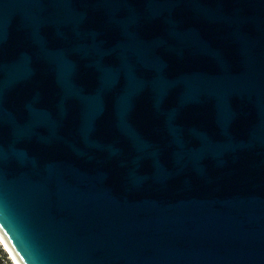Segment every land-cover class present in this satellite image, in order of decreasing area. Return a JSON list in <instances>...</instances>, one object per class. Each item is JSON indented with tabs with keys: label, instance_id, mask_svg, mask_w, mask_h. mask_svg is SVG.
<instances>
[{
	"label": "water",
	"instance_id": "95a60500",
	"mask_svg": "<svg viewBox=\"0 0 264 264\" xmlns=\"http://www.w3.org/2000/svg\"><path fill=\"white\" fill-rule=\"evenodd\" d=\"M0 240L264 264V0H0Z\"/></svg>",
	"mask_w": 264,
	"mask_h": 264
},
{
	"label": "trees",
	"instance_id": "16d2710c",
	"mask_svg": "<svg viewBox=\"0 0 264 264\" xmlns=\"http://www.w3.org/2000/svg\"><path fill=\"white\" fill-rule=\"evenodd\" d=\"M0 264H9L8 258L6 257V253L0 245Z\"/></svg>",
	"mask_w": 264,
	"mask_h": 264
},
{
	"label": "bare ground",
	"instance_id": "6f19581e",
	"mask_svg": "<svg viewBox=\"0 0 264 264\" xmlns=\"http://www.w3.org/2000/svg\"><path fill=\"white\" fill-rule=\"evenodd\" d=\"M2 241L0 240V243H1ZM1 244H3V242L1 243ZM4 245V244H3ZM4 248H6V247H4ZM6 251H7V249H6ZM8 252V251H7ZM10 254V253H9ZM9 258L11 259V261L13 262V264H17L16 263V261L13 259V257L11 256V254L9 255Z\"/></svg>",
	"mask_w": 264,
	"mask_h": 264
},
{
	"label": "rangeland",
	"instance_id": "374dc122",
	"mask_svg": "<svg viewBox=\"0 0 264 264\" xmlns=\"http://www.w3.org/2000/svg\"><path fill=\"white\" fill-rule=\"evenodd\" d=\"M1 244V243H0ZM2 246V245H1ZM3 248V247H2ZM4 250V249H3ZM5 251V250H4ZM6 253V257L8 258V263L9 264H13V262L11 261V259L9 258V256H8V254H7V252H5Z\"/></svg>",
	"mask_w": 264,
	"mask_h": 264
},
{
	"label": "clouds",
	"instance_id": "9594fccd",
	"mask_svg": "<svg viewBox=\"0 0 264 264\" xmlns=\"http://www.w3.org/2000/svg\"><path fill=\"white\" fill-rule=\"evenodd\" d=\"M1 245V244H0ZM6 252V251H5ZM9 256V255H8Z\"/></svg>",
	"mask_w": 264,
	"mask_h": 264
}]
</instances>
